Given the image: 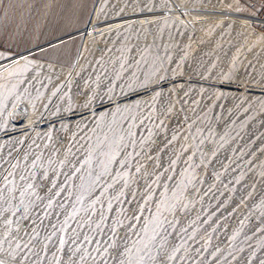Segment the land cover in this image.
<instances>
[{"label": "rangeland", "instance_id": "rangeland-1", "mask_svg": "<svg viewBox=\"0 0 264 264\" xmlns=\"http://www.w3.org/2000/svg\"><path fill=\"white\" fill-rule=\"evenodd\" d=\"M110 1L0 0V58L10 54L0 64V173L13 172L15 182L37 157L49 174L81 168L52 215L41 210L17 224L22 208L5 214L14 222L0 259L118 264L117 233H129L133 253L149 243L156 255L158 232L171 233L169 254L179 248L168 264H264V39L249 32L264 34V0H166L164 9L140 10L113 3L112 18L129 19L86 37ZM221 1L247 24L186 12L202 6L193 14L217 15L204 10ZM32 227V251H21L17 242L30 239L22 229ZM5 231L0 217V240Z\"/></svg>", "mask_w": 264, "mask_h": 264}, {"label": "snow or ice", "instance_id": "snow-or-ice-1", "mask_svg": "<svg viewBox=\"0 0 264 264\" xmlns=\"http://www.w3.org/2000/svg\"><path fill=\"white\" fill-rule=\"evenodd\" d=\"M25 158L27 159V157ZM39 160L40 157H37L35 160L31 161V167L27 165L24 166L25 168H27V173H25L24 171L16 172L15 174L19 176V180L15 182L9 179V176H12L13 172H9L7 175H3L2 173H0V181H2V183H0V217L3 218V226L6 229L3 239L0 240V251H3L2 244L4 241H8L9 243H11L9 234L12 232V224L14 221L9 219L8 216L5 215L6 213L11 212L12 216H16V212L22 208L23 215L18 218V220L16 221L17 224H22L24 221L30 220L31 215H34L36 212H39L41 210H43V212L47 215H52V213L48 212V209L53 207V201L55 200V198L61 196L62 191L65 190L64 184L68 182L71 176H74L77 173L81 172V168H75V171L71 172L70 174L60 173L53 169L52 173L49 174V170L43 164L38 163ZM3 163L4 160L0 158V166H2ZM49 163H51V161H49ZM72 163L87 164L89 163V160H85L83 162L79 160L75 162L70 160L60 161V164L63 166H70ZM9 164L14 170L20 167L17 164H11L10 161ZM33 168H43V171L40 172L39 175H37L36 171H33ZM60 175H63L64 179L58 183L56 177ZM103 175L104 173L101 172L96 177V180H99ZM93 183L95 184L96 181L94 180ZM16 193H19V197H17ZM41 193H43V195H41ZM33 197L35 199H32ZM17 199H19V204L13 205L12 201ZM80 199H83V197H80ZM4 205L8 206L4 207ZM57 206L63 207V203L57 202ZM84 211H87V209H84ZM69 216L74 218L75 212H70ZM36 220L41 221L40 227L48 226L43 224L42 216H36ZM33 223H35V221H33ZM64 224H67V219L64 221ZM80 226L83 227V225ZM52 227L55 228L56 226L52 225ZM130 227L135 226L133 225ZM145 228H147V225H145ZM22 230L25 234H28L30 236V239L28 243L23 244L22 247L21 244L17 242L16 247L21 251H23L24 249H28L29 252H31L32 249L29 247V245L39 235L37 227H32L31 233H29V230L27 228H24ZM112 231L116 232V229L113 228ZM52 235H55V232H53ZM117 235L119 236L120 243L112 245L113 252L111 259L117 260L118 264H125V260H127L128 264H144L146 257L148 260L153 261L154 264H168L169 261L175 258L174 252L179 251V248H173V254H169L165 250V245H167L168 243L167 236H170L171 233H167L166 235L161 236L160 233L157 232L150 238L152 247H155L159 250L156 255L150 254L151 249L149 247V243H145L143 248L137 249V251L133 253L132 249L127 246L129 233H125L124 235H120L119 233H117ZM16 236L19 237L20 233L17 232ZM157 237H159L158 243H156ZM46 239L51 240L52 236H47ZM60 243L63 244L64 240L61 239ZM104 251L106 252L107 249H105ZM97 252L100 253L103 259H109L108 257L104 256L102 252H100V249H97ZM9 255L12 256L13 260L16 259L15 255H12L11 253ZM28 258L31 259V257ZM0 264H6V261L0 259Z\"/></svg>", "mask_w": 264, "mask_h": 264}, {"label": "bare ground", "instance_id": "bare-ground-1", "mask_svg": "<svg viewBox=\"0 0 264 264\" xmlns=\"http://www.w3.org/2000/svg\"><path fill=\"white\" fill-rule=\"evenodd\" d=\"M109 4V3H108ZM213 7L211 6V8H214L215 10H214V12H211V11H205L204 10V12H206L207 14H209V13H217V15L216 14H214V15H204V16H202V17H197L196 16V14H193V12H195V10L196 11H198V10H200V9H198V8H204V7H202V6H192L191 8H195V10L194 9H191V10H187L186 12L189 14L190 12L192 13V16L193 17H191V15L189 14V16L191 17V19L190 20H196L197 18H204V19H208V18H217V17H221L220 15L221 14H226L229 18H232V19H235V20H238V21H240V22H242V23H246L247 24V17H245V16H243V15H240L239 13H237V12H235L234 10H232L231 8H229L226 4H224L223 3V1H221V2H219V4H216V3H213ZM110 8H114V5L112 4V5H108V7L106 8V10H105V12L107 13V15L105 14V15H103V16H101L100 18H95L94 20H93V23L91 24V26H89V28L86 30V37H90V36H92V35H94V34H96V33H99V32H104L105 31V33H108L109 31H110V29L113 27V26H115V25H113L114 23H112L113 21H116V20H118V23L120 24V23H122L123 21L122 20H125L126 21V19L128 18L129 19V17H127V16H125V14L124 15H121V14H117V15H115L113 18H112V16H113V14L111 13H108V10L110 9ZM218 9V10H217ZM113 12H115V10H113ZM176 13L175 14H179V16L177 17V18H190L186 13L184 14V13H180L179 11H175ZM184 14V15H183ZM181 15L183 16V17H181ZM126 17V18H125ZM131 17V16H130ZM134 18H137L136 20L137 21H139V19H138V16H135ZM173 18H175V17H173ZM172 18V19H173ZM176 18V19H177ZM140 19H143V18H140ZM121 20V21H120ZM178 20V19H177ZM215 21H222V19H219V20H214V22ZM249 27L250 26H247V28L249 29ZM252 32L251 34H253L254 35V37H257V38H259V39H261V40H263L264 39V34H257V33H255V32H253L252 30H249V32ZM250 34V33H249ZM15 56V55H14ZM10 57V54H6V55H4L2 58H0V64H2L3 62H6L8 59H10L9 58ZM21 57V56H20ZM13 59V58H12ZM21 59H23V58H19L18 60H21ZM18 60H16V61H14V62H11V63H16ZM18 63V62H17ZM7 65H9L8 63H7ZM23 110V109H22ZM17 114H19V115H21V113H20V110H19V108L17 109ZM23 113H24V111H23ZM28 114V113H27ZM250 134V133H249ZM252 134V133H251ZM255 136H256V134H255ZM255 136H254V138H255ZM253 136H251V138H252ZM246 138V137H245ZM250 139V138H249ZM251 143V142H250ZM249 143V144H250ZM254 146V145H253ZM257 146V145H256ZM257 148V147H256ZM252 150V149H251ZM257 150V149H256ZM236 165V164H235ZM230 171L231 172H233L234 171V167L232 166H230ZM228 179V178H227ZM210 191H211V189H210ZM216 199V198H215ZM215 202V201H214ZM217 208H219V207H217ZM213 209H215V207H212L210 210H213ZM217 210V209H216ZM214 211V210H213ZM204 216V215H203ZM207 219V218H206ZM205 219V220H206ZM219 220V219H218ZM194 226V225H193ZM196 248V247H195ZM198 251V250H197ZM193 255V254H192ZM187 259V258H186ZM262 259V258H261ZM185 262V261H184ZM183 263V262H182ZM191 263V262H190ZM185 264V263H184Z\"/></svg>", "mask_w": 264, "mask_h": 264}, {"label": "built area", "instance_id": "built-area-1", "mask_svg": "<svg viewBox=\"0 0 264 264\" xmlns=\"http://www.w3.org/2000/svg\"><path fill=\"white\" fill-rule=\"evenodd\" d=\"M166 0H111L110 2H109V5H112L113 3H120V5H121V8L124 6V8L125 7H127V6H133V7H136L137 8V6L136 5H139V6H143L144 8L145 7H152V6H154V5H156V6H160V7H162V9H164V2H165ZM149 3L152 5V6H149ZM155 8H157V7H155ZM138 10H140V8L138 7L137 8ZM113 8H110L109 10H108V13H114L113 12ZM154 16H156V15H154ZM148 17V16H147Z\"/></svg>", "mask_w": 264, "mask_h": 264}]
</instances>
